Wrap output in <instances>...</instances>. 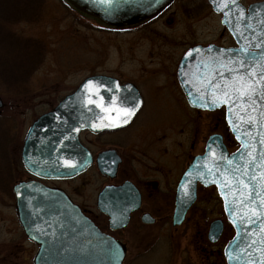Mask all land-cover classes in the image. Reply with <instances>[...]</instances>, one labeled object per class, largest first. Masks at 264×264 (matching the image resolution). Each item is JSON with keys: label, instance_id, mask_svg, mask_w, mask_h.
Segmentation results:
<instances>
[{"label": "rangeland", "instance_id": "obj_1", "mask_svg": "<svg viewBox=\"0 0 264 264\" xmlns=\"http://www.w3.org/2000/svg\"><path fill=\"white\" fill-rule=\"evenodd\" d=\"M0 1V165L5 164L0 168V264H32L37 248L17 221L11 190L26 177L13 167L25 131L86 76L104 74L132 82L142 94L143 109L128 131L130 146L122 151L124 176L134 174L140 180L134 173L138 168L157 176L158 167L170 179L176 169L174 182L215 132L229 151L237 147L224 109H190L177 85L175 62L186 46L233 44L219 15L204 0H173L158 18L118 30L105 29L63 0ZM107 181L92 168L57 185L94 218L95 195ZM198 196L180 227L161 232L155 224L144 229L149 246L127 251L123 264H225L222 249L233 229L213 186L198 190ZM217 217L223 232L218 242L209 243L206 227Z\"/></svg>", "mask_w": 264, "mask_h": 264}, {"label": "water", "instance_id": "obj_2", "mask_svg": "<svg viewBox=\"0 0 264 264\" xmlns=\"http://www.w3.org/2000/svg\"><path fill=\"white\" fill-rule=\"evenodd\" d=\"M66 1L79 11L109 26H124L137 23L156 14L171 2V0H115L113 5L107 8L104 5L95 3L94 0ZM207 2L215 13L221 15L220 22L231 35L235 46L221 47L215 44H199L189 47L179 60L176 76L186 102L190 107L206 111L224 107L226 123L239 146L236 150L229 152L219 134L213 133L208 137L204 152L193 157L178 181L173 218L177 222L182 220L186 210L196 197L197 183L203 186L213 185L221 198L225 217L233 228V235L227 241L223 250L224 258L226 264H237L236 261L230 262L228 260L226 251L236 247V241L233 238L237 235L238 231L243 235L244 229L236 228L231 223V217L225 211V203L221 190L217 188L215 183L205 185L199 179H195L191 188L192 198L185 200L179 187L186 179L185 172L189 171L192 165L197 164L198 159L202 158L209 151V145L217 153L222 152L230 159L238 161L239 156V154L235 157L233 156L240 149V141L228 123L227 107L221 105L217 108L207 109L195 106L190 103V98L187 95L190 85L183 83L186 77L182 75V72H195V66L201 57L208 55L207 49L211 47L213 54H215L219 49L238 50L243 43L232 30L235 24L227 25L222 23L224 20L223 13L215 9L211 0H207ZM236 2L248 15H252V27L255 29L258 39L264 40V36L260 35L261 29H264V24L258 26V22L264 20V1L253 2L246 7L240 0H236ZM244 35L249 36L250 32L246 31ZM197 48L204 51L197 54L194 51ZM190 50L192 51V55L186 56L185 54ZM88 80L102 83L105 85V88L112 89V92L106 91L103 88L101 89V94L105 97L106 101L110 100L111 95L115 93L125 102L126 106H132L136 101H139L141 106L142 99L140 93L132 83L121 84L117 79L102 74L85 77L71 93L64 96L51 110L41 114L29 127L21 151L22 162L28 172L44 178L66 179L85 171L92 163L91 154L78 142L79 131L88 129L91 132H98L104 128L109 129L113 127L93 128V124L100 125L101 123H109L110 121L107 119L108 113L102 112L95 105H88L84 100L83 85ZM117 84L120 86L118 92L115 89V85ZM138 109H136L135 113ZM110 115L115 119V113H111ZM121 125L123 124L119 126ZM246 130L244 129V131ZM261 130L252 129L253 133ZM259 147L260 145L257 144V148ZM241 152H243L242 149ZM107 155L106 153L100 154L97 162ZM66 160L71 161L75 167L67 166L64 163ZM111 163L114 165V161ZM202 166L203 161L201 159L198 167ZM128 186L130 187L131 184L126 183L119 188H104L98 195V203L99 201H104L108 205H124L128 203V195L125 192ZM12 193L14 195V209L18 223L27 239L38 246L32 259V264H122L125 255L124 245L113 237L101 232L90 219L83 215L78 206L71 201L63 190L45 187L35 181H21L12 187ZM133 201V208H135L139 204V195L136 192H134ZM119 212L117 217H112L114 216L112 215L114 214L112 208L107 213L110 215L109 222L111 224L114 223L113 228L124 226L127 223L130 209ZM37 226L42 231H37ZM255 227L258 228L259 225L257 224ZM221 231L222 222L220 220L212 221L208 234L209 239L215 241ZM110 247L118 248L119 256L117 258L113 259L108 255L107 249Z\"/></svg>", "mask_w": 264, "mask_h": 264}, {"label": "snow or ice", "instance_id": "obj_3", "mask_svg": "<svg viewBox=\"0 0 264 264\" xmlns=\"http://www.w3.org/2000/svg\"><path fill=\"white\" fill-rule=\"evenodd\" d=\"M94 2L110 8L115 0ZM211 3L223 13L222 23L235 24L232 30L243 43L238 50L219 49L215 54L211 47L207 49L208 55L201 57L195 72H182L186 77L183 83L190 85L187 95L195 106L207 109L221 105L227 107L228 123L240 141V149L233 154L234 157L239 154V162L222 152L217 153L209 145V151L185 172L186 179L179 186L180 192L185 200H190L195 179L205 185L215 183L221 190L231 223L244 229L243 235L238 231L233 238L236 247L226 251L228 260L237 264H264V40L258 39L252 27V15L240 8L236 0H211ZM260 24H264V20L259 21L258 26ZM246 31L250 32L249 36L244 35ZM260 35L264 36V29ZM194 51L200 54L204 50L197 48ZM185 55L191 56L192 51ZM102 88L112 92L111 88L93 80L83 85L86 103L109 114V123L93 124V128L128 123L140 102L126 106L115 93L106 101L101 94ZM119 88L118 84L115 85L116 92ZM111 113L116 114L115 119ZM252 129L262 130L253 133ZM201 159L203 166L198 167ZM64 163L75 167L69 160ZM257 224L258 228L255 227ZM37 231L42 229L37 226ZM107 251L113 259L119 256L118 248L110 247Z\"/></svg>", "mask_w": 264, "mask_h": 264}, {"label": "flooded vegetation", "instance_id": "obj_4", "mask_svg": "<svg viewBox=\"0 0 264 264\" xmlns=\"http://www.w3.org/2000/svg\"><path fill=\"white\" fill-rule=\"evenodd\" d=\"M255 1H258V0H255ZM204 3L208 6L206 0H204ZM171 4H169L164 9H162L156 16H154L150 19L144 20V21H142L138 24H135V25H139V24H143V23L148 22V21H152L153 18H155V19L158 18L160 15H162L168 9V7ZM103 27L105 29H109V30L120 29V28H116V27H106V26H103ZM195 44H198V43H195ZM195 44H192V45H195ZM188 47H190V46L188 45L185 47V49L182 51V53L179 55L177 61L175 62V72H176L177 63H178L181 55L184 53V51ZM177 85L179 86L178 83H177ZM138 91H139V89H138ZM140 95H141V99H142L141 106L139 107V109L137 110L135 115L128 121V123L123 124L119 127H113V128H109V129L104 128V129L99 130L98 132H94V133L84 129V130H81L78 134L79 144L82 145L86 150H88V152L91 154L92 159H93L92 165L90 167H88L87 170L85 172H83L82 174H84L88 170L94 168L95 170H97V172L100 176H103V178L108 180V181L101 186L100 190L97 191V193L95 195V198H94V200H95V203H94L95 204V217L94 218L89 216V214L87 213V210H88L87 208H86L87 209L86 210L82 206H80L78 204L77 205L79 206L81 211L86 216H88L102 232H105V233L111 235L114 239L120 241L124 245V248H125L124 260H125L127 251H129V250L143 251L149 246L148 240H146L147 237L145 235L146 233H145L144 229H147L148 227L153 226L155 224H158V227L161 229V232H166L165 231L166 228H170V230H173L175 227H180L184 223V221L188 220V213L191 212L192 207L196 205L198 200H200V198L198 196V190L208 188V187H204V186L199 185V184L196 186V197H195L194 202L188 207V209L186 210L182 220L177 222L173 218V213H174V209H175V189H176V185H177V182L179 180V177H180L181 173L183 172L184 168L181 170V172L176 177V180L174 182H173L174 178H171V177L175 176L176 169H174V172H173V170H171V172H173V173H172V175H169L170 179H168V178L164 179L166 177L167 173L168 174H170V173L168 171H166L162 168H158V167L156 169H154V167H152V169L156 170V171H154V173L157 174V176L152 175V174H148V175L144 174L142 169H140V168H138L134 171V173H137L141 176L140 180L138 179V181H136V177L134 176V174L131 176H129V175L124 176L123 167H122V164H123L122 151L124 148H127L128 146H130L129 143H130L132 135H130L128 131L132 127V125L134 124V122L138 118L137 116L139 115V113L143 109V97H142L141 93H140ZM190 109H193V108H190ZM26 131H25V134H26ZM127 132H128V134H125ZM25 134H24V137H25ZM122 134H125L124 138H120V136H122ZM125 136H128V137H125ZM24 137L21 140V144L19 147V156L17 158L18 164H16V162H15V166H13V167L16 170L19 169V171H22L26 177H24L23 179H20L16 182L23 181V180H25V181L34 180V181L41 183L44 186L61 188L60 186L57 185L58 183H61L62 181L71 180V179L40 178V177L28 172L24 168L23 163H22V159H21V151H22ZM90 137L92 138V140ZM122 143H125V144H122ZM93 145L95 147H93ZM105 153L108 155L104 156L103 159H100L99 163H98L97 157L100 154H105ZM142 159H140V161H142ZM149 160H152L154 162L156 161V160L151 159V158H149ZM112 161H114V165L111 167L109 163ZM3 164L0 165V168H2ZM9 165H10V167L12 166V164H9ZM16 166H17V168H16ZM13 167H11L12 170H13ZM130 170H131V167H130ZM1 172L3 173L4 171H1ZM82 174H80V175H82ZM80 175H78V176H80ZM143 175H145V176H143ZM78 176H76V177H78ZM72 179H74V178H72ZM125 183L131 184V186L130 187L128 186V188L125 190L126 194L128 195V200L130 201V203H125L124 205L123 204L108 205L104 201H99V203H98V195L105 187L119 188ZM62 190H64V189H62ZM134 192L138 193V195H139V204L135 208H133L134 207V204H133L134 203V201H133L134 200ZM66 194L68 195L67 192H66ZM111 208L114 210V214H112L114 216H112V217H117L120 213L119 211H124V210L130 209L127 223L123 227L120 226L117 228H111L112 226L109 223L110 215L106 214V213L110 212ZM88 212H89V210H88ZM97 217H99L98 218L99 220L96 219ZM215 219L222 220V219L217 217V218H214L211 221H209V223L207 224L205 236H206L207 241L209 243H210V241H209L208 234H209L210 224ZM112 225H114V223ZM203 230H204V228H203ZM222 232H223V229H222ZM222 232H221L220 236L222 235ZM219 239H220V237H219ZM173 241L175 243H177V239H174ZM130 242H133V243L131 244ZM168 242L170 243V241H168ZM216 242H218V241H216ZM129 244H131L132 247H130ZM124 260H123V263H124Z\"/></svg>", "mask_w": 264, "mask_h": 264}, {"label": "trees", "instance_id": "obj_5", "mask_svg": "<svg viewBox=\"0 0 264 264\" xmlns=\"http://www.w3.org/2000/svg\"><path fill=\"white\" fill-rule=\"evenodd\" d=\"M0 2H1V1H0ZM14 14H15V13H14ZM0 15H2V16L4 15L3 12L1 11V8H0ZM6 16H8V15H5V17H6ZM5 17H4V18H5Z\"/></svg>", "mask_w": 264, "mask_h": 264}]
</instances>
